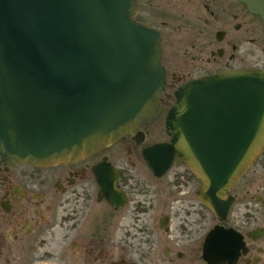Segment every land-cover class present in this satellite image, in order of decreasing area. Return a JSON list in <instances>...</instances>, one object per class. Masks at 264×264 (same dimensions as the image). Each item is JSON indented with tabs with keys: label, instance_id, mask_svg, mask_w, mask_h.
<instances>
[{
	"label": "flooded vegetation",
	"instance_id": "1",
	"mask_svg": "<svg viewBox=\"0 0 264 264\" xmlns=\"http://www.w3.org/2000/svg\"><path fill=\"white\" fill-rule=\"evenodd\" d=\"M141 1L158 19L188 17L180 49L176 28L141 22L160 36L165 83L156 119L72 161L34 166L0 154V264H264V146L221 194L231 201L222 216L165 127L184 84L264 70V35L251 25L260 22L264 33L261 19L240 0Z\"/></svg>",
	"mask_w": 264,
	"mask_h": 264
},
{
	"label": "water",
	"instance_id": "2",
	"mask_svg": "<svg viewBox=\"0 0 264 264\" xmlns=\"http://www.w3.org/2000/svg\"><path fill=\"white\" fill-rule=\"evenodd\" d=\"M240 1L264 26V0ZM136 13V0H0L4 160H76L156 119L165 83L160 36ZM165 127L179 160L202 180L211 209L224 216L231 201L221 194L264 146V70L184 84Z\"/></svg>",
	"mask_w": 264,
	"mask_h": 264
},
{
	"label": "rangeland",
	"instance_id": "3",
	"mask_svg": "<svg viewBox=\"0 0 264 264\" xmlns=\"http://www.w3.org/2000/svg\"><path fill=\"white\" fill-rule=\"evenodd\" d=\"M145 2L147 3V0H145ZM136 8L139 9V11L137 12V14L134 16L135 20H137L138 22H143V23H148L149 25L152 26H159L160 29L164 30V31H169V29H175L176 28V32L179 33L177 34L178 36V43L176 44V46L180 49V48H187V37H186V29L184 26H179L182 25L184 23V21H187V15L185 14V11L183 12L182 17L180 16H176L175 14H172L171 17H163V18H156L153 15V11H154V6H151L149 8V6L144 10V6H143V1L141 0H136ZM162 22V25H161ZM164 22V24H163ZM260 22H257V24L252 23L251 25H253L255 27V35H257V33H259V36H263L264 33L262 31V28L259 25ZM247 30V26H244L243 29L241 30L242 32ZM248 34V33H247ZM166 38V37H165ZM167 39V38H166ZM169 91H171V89H169ZM152 123V122H151ZM159 124H161V122H158ZM158 123H155L154 125L150 126L149 128H156ZM162 137L164 138V135L160 134ZM53 259V258H52ZM49 259L48 263L49 264H56L58 261L56 259ZM56 260V261H54Z\"/></svg>",
	"mask_w": 264,
	"mask_h": 264
},
{
	"label": "bare ground",
	"instance_id": "4",
	"mask_svg": "<svg viewBox=\"0 0 264 264\" xmlns=\"http://www.w3.org/2000/svg\"><path fill=\"white\" fill-rule=\"evenodd\" d=\"M259 17V16H258ZM222 247V246H221ZM223 253V252H222ZM222 255V254H221ZM225 256V255H224ZM221 260V259H220ZM227 261V260H226ZM217 262V261H216ZM231 262V261H230ZM222 263V262H221ZM229 263V262H228ZM213 264V263H212Z\"/></svg>",
	"mask_w": 264,
	"mask_h": 264
}]
</instances>
